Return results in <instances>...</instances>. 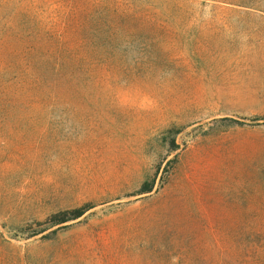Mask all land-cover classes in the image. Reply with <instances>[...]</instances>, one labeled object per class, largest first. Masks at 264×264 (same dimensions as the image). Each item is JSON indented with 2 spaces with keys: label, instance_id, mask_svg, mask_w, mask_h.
<instances>
[{
  "label": "rangeland",
  "instance_id": "obj_1",
  "mask_svg": "<svg viewBox=\"0 0 264 264\" xmlns=\"http://www.w3.org/2000/svg\"><path fill=\"white\" fill-rule=\"evenodd\" d=\"M85 1L132 17L56 86L39 61L44 109L0 110V264L264 262V0Z\"/></svg>",
  "mask_w": 264,
  "mask_h": 264
},
{
  "label": "trees",
  "instance_id": "obj_2",
  "mask_svg": "<svg viewBox=\"0 0 264 264\" xmlns=\"http://www.w3.org/2000/svg\"><path fill=\"white\" fill-rule=\"evenodd\" d=\"M66 4L68 20L76 13L85 16V19L79 18L77 22L76 20L71 22L69 24L71 29L68 30V25L63 26L57 18L62 10L60 4H49L38 0H0V51L8 49L17 59L7 67H1L0 61V110L46 107L44 95L27 94L29 80L33 86L34 84L38 86L41 82L39 77L42 74L40 76L35 74V71L41 67L39 64L41 59L45 61L44 64L51 75V81L46 82L44 86L52 87L58 84V79L65 74L68 65L73 61L78 62L79 52L87 53L96 49L107 51L113 46V50L121 46L117 42L121 41V32L132 17L129 13L121 15L117 12V15L112 8H95L92 11L89 10L90 4H86L85 0H69ZM152 9L162 12L156 5L142 3L143 13ZM98 11L101 13L97 14ZM82 34L84 37L79 38ZM72 43L78 46L75 48L70 45ZM58 44H61V47H58ZM62 45L69 48L61 49ZM86 60L84 56V61ZM149 192L151 188L147 184L140 191L141 194ZM93 208L92 204L86 203L78 208L59 211L34 225L36 228L61 226L80 219ZM56 231H52V234ZM253 260L250 257L241 258L238 264H264L262 260L255 263Z\"/></svg>",
  "mask_w": 264,
  "mask_h": 264
}]
</instances>
